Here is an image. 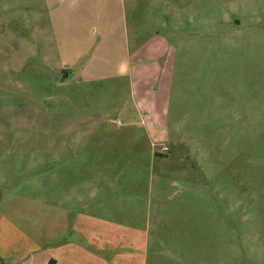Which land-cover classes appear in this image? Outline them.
I'll list each match as a JSON object with an SVG mask.
<instances>
[{
  "label": "rangeland",
  "instance_id": "rangeland-1",
  "mask_svg": "<svg viewBox=\"0 0 264 264\" xmlns=\"http://www.w3.org/2000/svg\"><path fill=\"white\" fill-rule=\"evenodd\" d=\"M27 1L0 0V105L12 108L57 93V68L19 66L40 60L26 56ZM127 14L129 56L99 42L96 92L110 94L112 109L131 111V95L146 105L163 204L148 264H264V0H142ZM119 60L128 68L108 65ZM8 118L13 131L26 120ZM16 130L13 188H31L42 155L29 147L42 134Z\"/></svg>",
  "mask_w": 264,
  "mask_h": 264
},
{
  "label": "crops",
  "instance_id": "crops-1",
  "mask_svg": "<svg viewBox=\"0 0 264 264\" xmlns=\"http://www.w3.org/2000/svg\"><path fill=\"white\" fill-rule=\"evenodd\" d=\"M141 1L26 2V56L40 60L19 66L57 68V76L49 77L57 93L33 96L35 105H0V264L149 263L162 225V194L152 170L156 143L145 126L146 105L131 95V111L123 105L112 109L110 94L101 98L96 92L98 44L100 52L112 54L116 42L127 59V4ZM128 64L108 63L111 68ZM40 80L29 78V83ZM13 114L26 118L14 131L8 118ZM153 125L161 127L158 121ZM16 129L42 134L41 142L29 147L42 155L31 163L32 173L40 172L31 188H13V156L7 155L13 154ZM53 133L57 140L50 142L47 134ZM140 154L147 156V168L131 172L140 167Z\"/></svg>",
  "mask_w": 264,
  "mask_h": 264
}]
</instances>
